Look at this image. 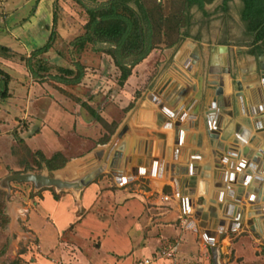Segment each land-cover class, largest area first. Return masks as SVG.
<instances>
[{
  "label": "crops",
  "instance_id": "crops-1",
  "mask_svg": "<svg viewBox=\"0 0 264 264\" xmlns=\"http://www.w3.org/2000/svg\"><path fill=\"white\" fill-rule=\"evenodd\" d=\"M57 1L83 9L85 0H0V36L11 39L0 44L11 51L22 46L19 52L29 56L54 30ZM247 1L186 6L178 41L162 48L156 65L157 95L129 108L109 137L116 139L109 160L122 155L112 180L11 197L3 208L0 264H206L198 250L207 247L218 254L216 264L263 257L264 37L256 38L243 16ZM71 21L60 24L64 40L78 35ZM235 24L242 35L233 34ZM8 74L7 99L17 101L25 85ZM32 86L30 78L27 91ZM60 152L64 165L41 172L72 179L87 168L79 161L85 154ZM171 244L174 256L160 255Z\"/></svg>",
  "mask_w": 264,
  "mask_h": 264
},
{
  "label": "rangeland",
  "instance_id": "rangeland-1",
  "mask_svg": "<svg viewBox=\"0 0 264 264\" xmlns=\"http://www.w3.org/2000/svg\"><path fill=\"white\" fill-rule=\"evenodd\" d=\"M63 4L62 1L56 2L52 25L55 36L51 47L46 52L33 57L31 51L29 56H26L19 52L23 47L15 45L13 47L17 51L10 50L8 56L0 55L1 70L7 74L10 73L14 80L25 85L21 87L18 96L16 95L17 101H11L7 98L13 93L8 92V87L5 95H1L4 87L2 88V79H0V180L11 173H45L41 172L46 166L45 159L62 149L69 156L85 154L79 158L81 164L87 167L78 174V176L82 175L100 161L97 158L98 155L102 152L107 153L112 143L115 144L116 139L109 138L105 143H99V141L112 135L109 133L113 124L121 121L129 109L125 106L131 104L133 107L136 102L140 105L141 102L150 100L151 96L157 95L152 90L157 84L156 65L160 61L162 48L152 50L151 54L149 53L151 55L149 59L143 61L148 54L141 63H138L137 68L135 67L137 64L134 66V72V67L132 68L130 76L123 85H119L118 68L112 59L101 51L105 48L104 44L87 45L82 51L76 52L69 44L71 40H64L58 35L63 33L65 22L73 23L71 20L77 22L79 27L77 34H80L83 31L82 25L87 19L85 7L96 3L93 0H85L83 9L81 6L77 9H68ZM238 10L237 5L231 8L234 16ZM0 25L3 24L0 23ZM73 29L76 30V27ZM232 31L236 36L242 35L241 26L235 24ZM2 41L11 43L8 37L0 36V43H3ZM76 64H79V69ZM23 68L30 71L31 77L22 75ZM59 68H69L73 72L67 74ZM79 72L81 78L76 84L60 80V78H74ZM8 76L10 80V75ZM30 78L33 86L27 91ZM90 109L101 116L102 121L98 120ZM81 120L88 126L81 127ZM12 168L18 170L13 171ZM111 176L106 164L104 171L95 180L104 178L111 181ZM123 181L118 182L121 184ZM33 188L30 182L18 181H10L8 188L0 186L1 228L5 222L4 203L14 196L31 195L30 190ZM236 239L232 236V242ZM260 248L259 253L263 257L255 261L249 259L247 264L256 261H258L256 264H264V245H260ZM198 252L208 257L206 264H216L218 254L213 255L209 247ZM219 256L222 258L221 254ZM167 258L171 259V257Z\"/></svg>",
  "mask_w": 264,
  "mask_h": 264
},
{
  "label": "trees",
  "instance_id": "trees-1",
  "mask_svg": "<svg viewBox=\"0 0 264 264\" xmlns=\"http://www.w3.org/2000/svg\"><path fill=\"white\" fill-rule=\"evenodd\" d=\"M206 1L208 0H105L96 2L93 6L85 7L87 19L82 26L83 31L69 44L76 52L82 51L87 45L104 44L105 48L101 51L107 54L118 68V83L123 85L130 76L132 68L152 50L171 47L178 41L180 28L187 21L185 14L187 4L196 3L201 6ZM243 16L246 19L251 18L250 30H257L256 38H263L264 0H248ZM53 31L43 45L31 52V56L36 57L51 47L55 36ZM9 54L10 49L0 44V55L8 56ZM76 67L79 69V64H76ZM59 70L67 74L73 72L69 68H59ZM80 78L81 73L79 72L74 78H60V80L76 84ZM0 79L3 80L1 82L4 90H1V95L4 96L9 76L1 68ZM130 107L131 104L126 109ZM90 112L102 121V117L98 116L94 110L90 109ZM115 128L116 123L113 124L109 134H112ZM108 139L109 135L99 143H105ZM45 161L48 169H54L62 167L66 157L60 151H56ZM10 264H18V262L13 261Z\"/></svg>",
  "mask_w": 264,
  "mask_h": 264
},
{
  "label": "water",
  "instance_id": "water-1",
  "mask_svg": "<svg viewBox=\"0 0 264 264\" xmlns=\"http://www.w3.org/2000/svg\"><path fill=\"white\" fill-rule=\"evenodd\" d=\"M224 48V47H223ZM262 69L264 71V67L262 66ZM220 92V88L217 90ZM169 102L172 104L173 100H169ZM246 149H244L245 151ZM257 155H259V152L256 153V156L254 157V160H257ZM102 158V159H101ZM120 158H122V155L117 153L112 161L109 160V151L103 155V157L99 156V162L92 166L89 170H87L82 175L72 178V179H66L61 178L58 176H50L46 173H33V172H24V173H11L6 175L0 180V186L2 188H8L10 181H18V182H30L32 183L33 187L36 190H39L41 188L45 187H53L54 189L60 191V190H75L79 191L81 188L86 186L89 182H91L93 179H95L99 174H101L104 171V167L106 164H108V168L110 170L111 174H114V168L112 165L115 163H118ZM133 173H136V170L133 169ZM221 226L224 225V221L220 220L218 222ZM231 229V224L228 225L227 230Z\"/></svg>",
  "mask_w": 264,
  "mask_h": 264
},
{
  "label": "built area",
  "instance_id": "built-area-1",
  "mask_svg": "<svg viewBox=\"0 0 264 264\" xmlns=\"http://www.w3.org/2000/svg\"><path fill=\"white\" fill-rule=\"evenodd\" d=\"M164 198L167 199L166 196ZM33 245L34 247L39 248V244L34 242ZM176 251H177V244H171L164 251H161L160 255L166 256V257H173ZM149 261H150L149 259H144V260L138 261L136 264H148Z\"/></svg>",
  "mask_w": 264,
  "mask_h": 264
},
{
  "label": "flooded vegetation",
  "instance_id": "flooded-vegetation-1",
  "mask_svg": "<svg viewBox=\"0 0 264 264\" xmlns=\"http://www.w3.org/2000/svg\"><path fill=\"white\" fill-rule=\"evenodd\" d=\"M193 4L196 5V3H193ZM189 5H191V4H187V6H189ZM248 21L251 22V18H248Z\"/></svg>",
  "mask_w": 264,
  "mask_h": 264
}]
</instances>
